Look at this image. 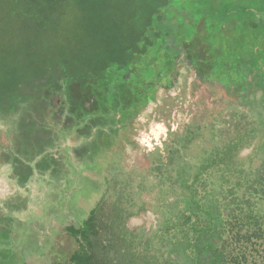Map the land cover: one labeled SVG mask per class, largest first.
Segmentation results:
<instances>
[{
	"label": "trees",
	"instance_id": "obj_1",
	"mask_svg": "<svg viewBox=\"0 0 264 264\" xmlns=\"http://www.w3.org/2000/svg\"><path fill=\"white\" fill-rule=\"evenodd\" d=\"M4 5L15 17L23 10L26 26L32 22L38 32L71 35L46 50L38 71L10 76L14 84L0 80V102L17 90L61 79L71 114L79 125L86 119L88 134L114 137L108 147L154 99L157 87L169 84L180 55L202 81L234 86L240 94L253 81L264 93V0ZM260 91L255 95L261 97ZM258 103L263 110L236 109L229 119L214 110L208 122L172 132L165 154L156 149L137 183L131 179L138 174L113 179L118 189L104 192L81 224L66 227L77 241L68 264H264V95ZM16 157L21 166L15 174L23 183L32 166ZM148 211L158 216L156 224L132 225Z\"/></svg>",
	"mask_w": 264,
	"mask_h": 264
},
{
	"label": "rangeland",
	"instance_id": "obj_2",
	"mask_svg": "<svg viewBox=\"0 0 264 264\" xmlns=\"http://www.w3.org/2000/svg\"><path fill=\"white\" fill-rule=\"evenodd\" d=\"M6 7L0 0V80L14 84L10 76L21 79L38 71L46 50L71 34L38 32L32 22L26 26L23 10L15 17ZM178 60L169 84L157 87L154 99L111 147L106 141L114 137L88 134L86 119L79 125L62 94L61 79L53 77L7 94L0 110L13 111L0 112V263L12 259V264H68L77 241L66 227L81 224L104 192L118 189L113 179L138 174L131 179L137 183L156 149L165 154L172 132L208 122L214 110L229 119L233 105L246 112L263 110L259 95H251L250 103L245 97H232L221 84L201 81L184 55ZM46 154L57 161L44 160ZM16 156L32 166V175L23 183L15 174L21 166L15 165ZM150 212L130 222L156 224L158 216Z\"/></svg>",
	"mask_w": 264,
	"mask_h": 264
},
{
	"label": "flooded vegetation",
	"instance_id": "obj_3",
	"mask_svg": "<svg viewBox=\"0 0 264 264\" xmlns=\"http://www.w3.org/2000/svg\"><path fill=\"white\" fill-rule=\"evenodd\" d=\"M202 81V80H201ZM208 81H211V80H208ZM203 82H205V81H203ZM212 82H214V81H212ZM214 83H219V82H214ZM219 84H221L222 86H224L222 83H219ZM264 85V84H263ZM253 86V87H252ZM256 82H251L250 84H248V85H246V88L245 89H243L241 92V94H240V92H238L237 91V93H236V89H235V87L233 86V87H230V88H228V87H226V86H224L227 90H228V92H229V94L231 93V96L232 97H245L244 98V100H248L249 99V103L250 102H252L253 100H252V98H251V95H252V97H253V95H255V93L257 92V91H260L259 89H257L256 87ZM261 93H262V95H264V93L262 92V91H260ZM245 93V94H244ZM258 94H256L255 96H257ZM262 95H261V97H259L258 99H261L262 98ZM238 110V108H234V107H231V110Z\"/></svg>",
	"mask_w": 264,
	"mask_h": 264
}]
</instances>
